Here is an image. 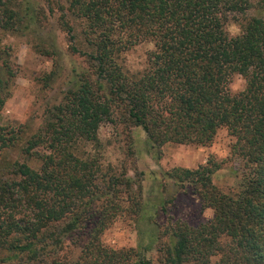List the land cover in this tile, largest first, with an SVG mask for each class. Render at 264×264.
Returning <instances> with one entry per match:
<instances>
[{
  "label": "trees",
  "instance_id": "obj_1",
  "mask_svg": "<svg viewBox=\"0 0 264 264\" xmlns=\"http://www.w3.org/2000/svg\"><path fill=\"white\" fill-rule=\"evenodd\" d=\"M26 11L0 0V113L19 75L5 40L29 31ZM62 13L72 67L55 43H39L51 61L36 79L40 113L0 125V264H264V0H67ZM142 43L153 48L131 71L123 55ZM234 76L242 91L230 90ZM104 125L123 127L127 151L130 130H141L156 160L165 145L207 147L225 129L239 183L215 184L223 161L211 157L162 172V193L190 186L213 216L159 227L141 185L104 163ZM172 202L164 198L160 212ZM125 216L148 221L153 257L103 244Z\"/></svg>",
  "mask_w": 264,
  "mask_h": 264
},
{
  "label": "rangeland",
  "instance_id": "obj_2",
  "mask_svg": "<svg viewBox=\"0 0 264 264\" xmlns=\"http://www.w3.org/2000/svg\"><path fill=\"white\" fill-rule=\"evenodd\" d=\"M12 1L21 13L27 9L26 13L32 16L35 32L31 30L33 26L31 25L24 36L16 34L5 40V43L12 48L15 61L19 65V75L11 96L0 113V125L21 124L40 113V107H38L40 101L36 99L38 90L36 79L48 72L51 67L50 59L36 52L41 43L44 45L45 43L56 44L55 48L61 51L63 64L65 67L67 65V70L72 67L71 60H75L67 55L66 35L60 26L62 9L66 7L67 0ZM228 30L231 34H236L238 26L230 24ZM152 48L153 46L149 43L134 46L123 55L125 66L131 71L143 69L147 53ZM61 87L62 81L59 80L54 85V90L48 91L47 99L53 98ZM244 87L245 81L241 76L232 77L229 84L232 92L242 91ZM122 130L123 127L111 125H104L100 128L99 137L104 148L103 161L114 169H125L136 184L141 185L144 203L152 215L151 222H155L159 227L168 221L177 220L196 227L208 222L213 216L210 209L201 206L190 186L178 188L167 185L168 190L162 193L159 188L162 172L170 171L173 168L195 169L204 165L211 157L216 161H223L221 169L213 176L215 184L237 186L239 183L240 163L231 155L233 139L225 129L218 130L212 143L207 147L165 145L161 149L158 160H156L155 152L149 151L145 146V134L139 129L130 130L134 144L131 151H127L129 142ZM164 198H173L172 204L167 206L166 215L162 214L159 208V203ZM156 210L159 211L157 217ZM149 230L147 220L144 219L137 223L131 217L125 216L119 218L105 230L101 240L104 245L113 249L141 246L147 252L146 256L151 258L155 255V251H153V247H149Z\"/></svg>",
  "mask_w": 264,
  "mask_h": 264
}]
</instances>
